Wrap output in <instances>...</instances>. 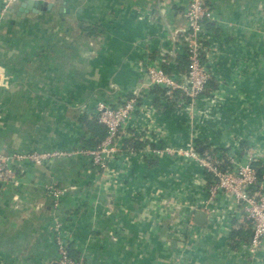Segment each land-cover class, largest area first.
<instances>
[{
    "label": "crops",
    "instance_id": "obj_1",
    "mask_svg": "<svg viewBox=\"0 0 264 264\" xmlns=\"http://www.w3.org/2000/svg\"><path fill=\"white\" fill-rule=\"evenodd\" d=\"M6 1L0 154L93 149L107 132L98 103L116 107L138 94L124 131L144 140L140 150L193 140L229 168L253 149L264 175V0H205L215 18L205 42L213 81L192 107L179 91L152 93L147 76L150 64L174 77L186 72L178 49L189 0H60L51 12L24 16L26 0L2 14ZM14 168L16 182L0 185V264H55L56 223L85 264H264V244L250 251L243 206L219 193L206 210L209 182L188 160L122 153L105 172L77 154ZM50 185L64 191L57 208ZM194 208L208 219L185 231L182 218Z\"/></svg>",
    "mask_w": 264,
    "mask_h": 264
},
{
    "label": "built area",
    "instance_id": "obj_2",
    "mask_svg": "<svg viewBox=\"0 0 264 264\" xmlns=\"http://www.w3.org/2000/svg\"><path fill=\"white\" fill-rule=\"evenodd\" d=\"M17 1L7 0L4 2L2 14H6ZM214 19L213 12L206 6L205 0L188 1L184 14V24L179 30L183 47L178 49V52L187 59L188 69L185 73H179L174 77L168 76L159 65L150 64L147 67L149 90L159 88L165 91V95H172L179 91L181 98L188 102L191 107L197 106L205 98L208 86L213 81L211 64L206 59L209 55L206 51L205 42L210 33L208 30L209 22L214 21ZM139 104L138 94L135 97H126L116 107L105 102L98 103L95 115L98 122L106 128L107 133L104 140L93 149L51 152L28 151L13 155L0 154V185L15 183L17 174L14 165L25 161L41 165L55 158H70L77 154H84L90 159L93 166L107 172L110 170L112 160L122 153L132 157L143 154L145 158L151 160L163 156L185 159L197 165L203 171L206 181L209 182L206 189L207 196L202 203L206 210H212L211 205L219 193L233 197L238 204L243 206L245 218L253 226L250 251L256 252L264 244V189L262 185L264 175L260 178L259 170L254 166L256 155L253 149L248 150L245 163H238L230 158L228 161L229 168L226 166L224 158L215 151L204 150L199 152L198 146L193 140L182 147L158 145L154 142L152 143L154 146L147 145L140 150L136 147V141L144 142V140H140L137 133L129 134L124 131ZM126 139L131 140L130 144H124ZM47 192L54 200V206L57 208L64 191L50 185ZM196 211L197 209L194 208V212L182 218L184 230L188 228L185 231L192 230L194 226L192 218ZM183 238L181 241L184 240ZM55 243L58 252L55 264H85L84 261L71 256L62 229L57 223L55 226Z\"/></svg>",
    "mask_w": 264,
    "mask_h": 264
},
{
    "label": "water",
    "instance_id": "obj_3",
    "mask_svg": "<svg viewBox=\"0 0 264 264\" xmlns=\"http://www.w3.org/2000/svg\"><path fill=\"white\" fill-rule=\"evenodd\" d=\"M59 2L60 0H26L23 3H21L19 14L21 16H24L29 13L46 14L47 12H51L52 10H54ZM207 219H208V214L203 210H197L194 213L193 221L197 225L204 226L206 224Z\"/></svg>",
    "mask_w": 264,
    "mask_h": 264
},
{
    "label": "trees",
    "instance_id": "obj_4",
    "mask_svg": "<svg viewBox=\"0 0 264 264\" xmlns=\"http://www.w3.org/2000/svg\"><path fill=\"white\" fill-rule=\"evenodd\" d=\"M165 66V65H164ZM166 67V66H165ZM164 67V70L166 71V72H168L167 74H169V76L171 75V73H170V71L169 70H167L166 68ZM178 68H179V70L181 71V72H185V71H187V69H188V61H187V59H182L181 60V62H179V65H178ZM172 70V69H171ZM184 70V71H183ZM154 91H157V94H159V93H162V94H164L165 93V91L164 90H161V89H159V88H155L153 91H152V93L154 92ZM101 127H103V126H101ZM104 128V127H103ZM106 133L107 132H105V135H103L102 136V138L99 140V144L104 140V138L106 137ZM128 140V139H127ZM130 140V139H129ZM131 141V140H130ZM130 141H129V143L128 144H130ZM98 144V145H99ZM138 144H139V147L140 146H142L144 143H142V142H140L139 140H137L136 141V145H137V148L139 149V147H138ZM97 145V146H98ZM96 146V147H97ZM150 163H151V161H149ZM254 166L259 170V176H260V178L263 176L262 175V171L260 170V168H259V166L257 165V164H254Z\"/></svg>",
    "mask_w": 264,
    "mask_h": 264
},
{
    "label": "rangeland",
    "instance_id": "obj_5",
    "mask_svg": "<svg viewBox=\"0 0 264 264\" xmlns=\"http://www.w3.org/2000/svg\"><path fill=\"white\" fill-rule=\"evenodd\" d=\"M58 33H60V34H62V27L61 28H58ZM46 31L45 30H43V33H45Z\"/></svg>",
    "mask_w": 264,
    "mask_h": 264
}]
</instances>
